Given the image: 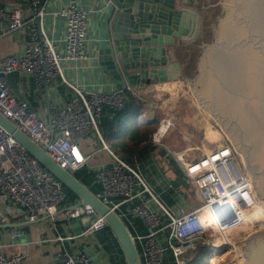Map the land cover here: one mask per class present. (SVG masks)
Segmentation results:
<instances>
[{
	"label": "built area",
	"instance_id": "obj_1",
	"mask_svg": "<svg viewBox=\"0 0 264 264\" xmlns=\"http://www.w3.org/2000/svg\"><path fill=\"white\" fill-rule=\"evenodd\" d=\"M45 1L0 2V31L15 32L19 42L18 52L0 55V112L62 168L74 173L86 164L88 157L79 139L92 134L100 137L98 120L105 109L121 107L127 91L135 93L136 97L142 93L128 83L102 91L74 88L75 93L67 102L58 105L49 102L45 111L26 97L20 89L21 82L31 78L36 84H46L56 74L62 75L63 62L85 59L88 11L71 1L55 12L65 23L63 43L58 45L50 40L42 26ZM107 2L116 7L115 0ZM13 74H18V82L11 78ZM10 81L15 83L23 98L16 95ZM157 131L158 128L150 136L153 144L160 141L156 139ZM232 146L223 140L214 145L208 143L206 148L189 157L188 162L195 169L184 166L176 156L181 174L191 190V206L186 201L170 204L155 195L138 169L135 154L132 161L110 150L111 161L89 166L100 185L97 191L100 199L127 226L136 225L135 218L142 220L145 232L133 233L128 226L141 264H166L169 256L173 264H185L201 246L210 251V264L216 261V254L226 245L211 239L212 227L218 224L223 231L238 224L243 219L241 208L250 204L248 198L255 193L250 174L244 171L245 174L236 164ZM68 200L70 196L62 182L0 126V207L8 209L9 203H13L24 211L26 220L55 224L57 207L71 202ZM76 202L74 200L63 208L62 219L66 226L71 217L82 219L92 214L96 219L84 228L85 233L107 226L89 204ZM72 204L75 205L71 207ZM207 208L214 212V217L205 220L201 211ZM263 216L264 210L260 215L253 210L246 220L256 225ZM74 236L67 232L58 234L57 238L65 241ZM2 248L0 241V264H25L21 252L5 253ZM44 264L109 263L97 261L82 250L64 248L58 259Z\"/></svg>",
	"mask_w": 264,
	"mask_h": 264
},
{
	"label": "water",
	"instance_id": "obj_2",
	"mask_svg": "<svg viewBox=\"0 0 264 264\" xmlns=\"http://www.w3.org/2000/svg\"><path fill=\"white\" fill-rule=\"evenodd\" d=\"M221 6L225 12L223 16L220 15ZM143 7L136 0L130 5H118L115 23H124L127 27L128 44L124 50L119 44L116 51L110 47L99 49V64L118 84L123 80L129 85L154 82L158 77L148 76L149 66L164 68L169 64L165 31H154L152 27L150 32L148 22L152 18L142 11ZM132 34L137 37L133 38ZM152 43L161 44L157 50L160 58H154V63L146 50L148 45L152 47ZM172 65L175 70L163 79L178 75V61L173 60ZM134 67L137 72L132 71ZM189 81L198 100L217 117L243 154L253 177V186L264 199V0H204L197 24ZM10 86L17 96L24 97L14 82L10 81ZM0 126L76 195L75 204H89L104 219L120 245L126 264H141L130 229L97 193L92 192L74 173L56 163L1 112ZM151 147L167 151L156 144ZM170 182L177 186L176 182ZM95 219L96 215H89L81 226L87 228ZM79 221L75 217L68 220L76 233L82 229ZM32 222L35 221H12L0 210V227L11 228L13 241H30V231L26 227ZM245 257L243 264H264V229L247 238Z\"/></svg>",
	"mask_w": 264,
	"mask_h": 264
},
{
	"label": "crops",
	"instance_id": "obj_3",
	"mask_svg": "<svg viewBox=\"0 0 264 264\" xmlns=\"http://www.w3.org/2000/svg\"><path fill=\"white\" fill-rule=\"evenodd\" d=\"M16 1L17 0H0L1 3H15ZM71 1H73L78 7L88 11L84 40L85 59H71L63 62L62 75L56 74L46 84H36L31 78H29L27 82L20 83V89L24 92V95L34 100L42 111H45L49 102L56 103L57 105L67 102L75 93L74 88L82 91H102L127 84L125 80H123V83L118 84L112 75L105 72L99 64L98 56L100 48L110 47L112 51H116L117 44L122 46L123 50L124 46H127L130 39L127 35L128 29H126L127 27L124 23H115V15L118 5L120 6L121 3L130 5L133 0H115V8L107 2V0H46L42 17V26L46 35L55 44L59 45L63 43L65 34L64 20L55 12ZM136 1L141 2L144 6L142 11L152 18L151 21L148 20V23H150V32L152 27H154V31L155 29L162 33L165 31V35H163L168 41L165 45L167 48L169 64L164 66V68L161 66H149L148 76L150 78H155L156 76L158 79L151 83H138L132 85L137 87L136 90L142 93V95L140 97L137 96V98L143 101L146 106L139 111L138 117L140 121H149L152 118L146 117V113H150L154 106V104H150V101H156V97L160 94L158 88L169 89V83L177 80L161 81L163 76L172 74L173 70H175V67L172 65L173 60L178 61L180 67L179 71L182 68V60L185 58L187 51L190 50V47H192L191 44L196 36L197 24L204 0ZM155 17H157V19H155ZM186 29H188L187 32H185ZM116 31L118 36L116 35ZM150 32L148 31L147 34L150 35ZM132 36L133 38L137 37L136 34H132ZM141 46L142 48L145 47L144 44ZM160 46L161 44L155 45L152 43V47H149V45L146 47L152 63H154V58H160V56H157V54H159V51L157 50ZM18 51L19 42L17 34L11 30L3 33L0 31V55L12 54ZM144 58L148 59L147 57ZM131 62H133V60H131ZM132 71L137 72L138 69L134 67ZM11 78L15 82H18L19 80L18 74H13ZM151 96L155 97L149 99ZM159 97L161 96L159 95ZM167 102H169V99L164 100V103ZM155 104L158 105V99ZM189 104L191 105V102ZM176 105L177 103L174 102L171 106L176 108ZM110 111L111 110L106 108L98 120L100 137L92 134L80 139L83 148L82 150L88 156L87 161L89 162V166L93 167L99 163L111 161L110 158L112 156L110 150L112 149L108 147V144L105 141L106 139H104V134H107L108 128L107 126L102 125V119L111 116L112 113ZM149 141L150 139L147 141V144L145 142L139 144L132 153H123L121 151L115 152L123 154L126 159L130 160H132V155L135 154L138 169L142 173L146 183L152 192L157 196L159 195L164 201L172 204L183 198L186 202H189L190 200L193 202L188 181H186L183 176H180L177 179H168L161 171L163 167H156L158 164V153L156 150L158 148L152 149L151 146L153 144L149 143ZM167 143L162 142V145L156 144V146L164 147L176 161L177 155L171 153ZM145 145L149 147H144ZM152 153H154V156L151 155ZM160 157L165 158L163 156ZM164 162L165 168L168 169L167 162ZM171 175L172 177H175L173 174ZM170 180L176 182L178 187L174 186ZM74 200H77V198ZM74 200L70 199L68 201L72 202ZM71 202L60 204L57 207V220L55 221V224L48 223L47 221H35L27 225L26 229H29L31 236L30 241H13L11 228L0 227V241L3 242L2 249L4 252H21L24 255L25 264H44L58 259L60 252L64 248H68L70 251L82 250L100 262L120 264L119 261H121V258L124 256L120 245L119 247L114 246L113 238L115 236L111 230L108 231L105 226H102L93 232L85 233L84 228L81 225L86 223V218H82L79 221V225L82 227L80 233L74 232L70 225L66 226L65 221L62 219L63 208L68 206ZM8 209L1 208L2 212H4L10 220L20 221L27 219L24 211L18 208L15 204L9 203ZM134 222L136 224L134 226L128 224L133 233L145 232V226L140 218H135ZM67 232L73 233L75 235L74 238L65 241H60L57 238L58 234H66ZM169 261L170 257H167L166 264H169Z\"/></svg>",
	"mask_w": 264,
	"mask_h": 264
},
{
	"label": "rangeland",
	"instance_id": "obj_4",
	"mask_svg": "<svg viewBox=\"0 0 264 264\" xmlns=\"http://www.w3.org/2000/svg\"><path fill=\"white\" fill-rule=\"evenodd\" d=\"M194 41H195V38L193 40V43L191 44L192 47H190V50L188 51L187 58H185V60L188 59V61L183 64L182 68L180 69V71H178V75L175 78L177 79L175 82L178 81V84L175 85V87L173 88L174 93L170 91L169 89L158 88V92L160 93L159 95L161 96L159 97L158 95V97H156L158 99V105L155 104L157 99L156 101L149 100L150 104L152 105L154 104V106L152 107L150 113L149 112L146 113V117L152 118L151 120H154V121L157 120L156 127L153 132L157 130V127H159L160 121L162 119H167L168 121H170V126L166 134L164 135L162 139H160L158 144L162 145V142L164 143L168 142L169 144L167 143V145L172 154L176 155L175 152H177L178 156L180 154H184L189 159L191 155L197 153L201 149L206 148V145H208V143H211L214 145L216 142L223 140L227 143H230L231 145L233 144L232 147H233V150H235V153L237 155V160L239 162V165L241 166L240 168L243 169V172L245 171L246 173L250 174V171H248L247 165L244 164V162L242 161V155L238 151L236 144H234L232 137L229 136V133H227V131L224 129V126L217 119V117L208 108L204 107L201 104V102L196 97L193 91V88L190 84L189 74H190V64H191L193 47H194ZM128 92L129 91H127V93ZM154 97L151 96L149 97V99H153ZM165 99H169V102L164 103ZM174 102L177 103L176 108L174 106L173 107L171 106L173 105ZM190 102H191V105L189 104ZM210 131H215V132L219 131L221 135L218 134V137H216L215 139H212V138L210 139L207 137L209 136L207 135V132H210ZM149 143L151 142L149 141ZM140 144H143V142H141ZM151 155L154 156V153H152ZM177 160L175 162L177 166L180 168ZM164 161H166L165 158H161L158 156V164L156 165V167L162 166L163 169H165V173L167 174V176H169V178L171 179L173 178L171 175V171L165 168ZM152 187L154 186L152 185ZM253 198L255 199L257 198L256 200H259V196L257 195V192L254 196H250L248 198V201L250 202V204L248 206L241 208V213L244 214L243 216L244 219L242 220H246V217L250 214L249 211L250 210L252 211V202H253L252 199ZM260 199H261L260 204L264 205V199L262 198ZM178 201H184V199L181 198L177 200L175 203H178ZM188 203L190 205H193L192 200H190ZM262 220L263 219L260 218L257 224H259ZM257 224L256 225L251 224V225L256 227L258 226ZM244 239L245 238L241 235L236 239L235 242L224 243L226 246L224 248H221L220 252L216 254L215 260L218 261V259H222L223 258L222 255L224 253H226L227 251L231 249L232 250L235 249L236 247L235 243H239V244L244 243ZM209 256H210V251L208 250L205 254V259L207 260L206 264H210V259L208 258Z\"/></svg>",
	"mask_w": 264,
	"mask_h": 264
},
{
	"label": "trees",
	"instance_id": "obj_5",
	"mask_svg": "<svg viewBox=\"0 0 264 264\" xmlns=\"http://www.w3.org/2000/svg\"><path fill=\"white\" fill-rule=\"evenodd\" d=\"M187 53L185 58H187ZM185 58L182 60V65L188 61V59L185 60ZM143 107L144 102L138 99L135 94L128 92L124 104L119 108L111 110V116H107L102 119V125H105L108 128L107 134H104V139H106L105 141L110 149L113 151H121L123 153H132L141 142H145L147 144V141L150 139L151 134L155 130L157 120L140 121L138 115L139 111ZM80 142L81 141L79 139V144L81 146ZM144 147L148 148L149 146L145 145ZM74 175L86 186H88L92 192L97 193L100 185L96 181L95 172L89 167L88 161L82 167L77 169L74 172ZM65 189L71 200L77 198L76 195H74L68 188L65 187ZM105 227L108 231H110L108 226ZM113 239L114 246L119 247L117 239L115 237ZM207 251L208 250L205 246L199 247L196 255L185 264H206L207 260L205 259V254ZM119 263L126 264L124 257L121 258ZM169 264H173V262H171V257Z\"/></svg>",
	"mask_w": 264,
	"mask_h": 264
},
{
	"label": "bare ground",
	"instance_id": "obj_6",
	"mask_svg": "<svg viewBox=\"0 0 264 264\" xmlns=\"http://www.w3.org/2000/svg\"><path fill=\"white\" fill-rule=\"evenodd\" d=\"M177 72V71H176ZM175 79L174 77H170V78H166V79H161V81H165V80H173ZM159 81V80H158ZM178 84V81L175 82H170L169 85H168V88L173 91L175 85ZM170 126V121H168L167 119L163 120L159 127L158 128V131H157V134H156V139H162L164 137V135L166 134L168 128ZM225 129V128H224ZM226 130V129H225ZM227 131V130H226ZM228 133V131H227ZM218 134H220L219 131H210V132H207V136L208 138H212V139H215L216 137H218ZM221 135V134H220ZM230 136V134H229ZM231 137V136H230ZM237 147V145H236ZM238 148V147H237ZM234 151V155H235V159H236V164L241 167L239 165V162L237 160V155L235 153V150ZM238 151L241 153V151L239 150L238 148ZM175 152V151H174ZM176 155L178 156L177 152H175ZM242 155V161L244 162V164L247 165L246 163V159L244 158L243 154L241 153ZM179 159L181 160V163L186 166L187 165V168L191 167V169H195L196 167H192V165L188 162V157L184 154H180L179 156ZM241 170L243 171V169L241 168ZM258 175V174H256ZM253 180V179H251ZM257 188V187H256ZM256 188L254 187V191L255 193L257 192V195L259 196L258 194V191L256 190ZM255 193L252 195L254 196ZM261 197L259 196V200H256L255 198H253V202H252V211L253 210H256L258 212V214L260 215V212L261 210H264V205L260 204V199ZM251 210L249 211L250 213L252 212ZM201 214L203 215V217L205 218H213L214 217V212L210 209V208H207L206 210L204 211H201ZM241 215L244 216L243 213H241ZM263 220L258 224V226L254 227L253 225L250 224V222H248V220H242L238 223V224H235V225H232V226H228L227 228H224V230L222 231L221 230V227L218 225V224H215L213 227H212V230H211V233H210V236L212 237L213 241L217 242V243H232V242H235L236 239L239 237V236H243L245 239H244V243H235L236 244V247L235 249H231L229 251H227L226 253H224L222 255V259H218V261H214L212 264L214 263H217V264H243L244 260H245V248H246V243H247V238L252 235L253 233H256L258 231H261L264 229V216L261 217ZM244 219V218H243ZM247 219V218H246ZM255 228V229H254ZM235 251V253H234Z\"/></svg>",
	"mask_w": 264,
	"mask_h": 264
},
{
	"label": "flooded vegetation",
	"instance_id": "obj_7",
	"mask_svg": "<svg viewBox=\"0 0 264 264\" xmlns=\"http://www.w3.org/2000/svg\"><path fill=\"white\" fill-rule=\"evenodd\" d=\"M224 13H225V12H224V8H223V6H221V7H220V15L223 16ZM156 152L158 153V156H159V157H160V156L165 157V160H166V162H167V164H168V170L171 171V174H173V175L175 176V177H173L172 179H175V178L177 179V178L180 177V176L182 177V174L180 173L177 164H175V162H173V161L171 160V158L169 157V154H168L167 151H163V150L157 149ZM161 171L163 172V174H164L168 179H170L169 176H167V174L165 173V169H162ZM171 181H172V180H171Z\"/></svg>",
	"mask_w": 264,
	"mask_h": 264
}]
</instances>
